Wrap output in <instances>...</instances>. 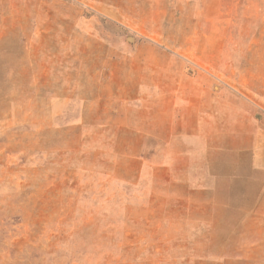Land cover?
<instances>
[{
  "label": "rangeland",
  "instance_id": "374dc122",
  "mask_svg": "<svg viewBox=\"0 0 264 264\" xmlns=\"http://www.w3.org/2000/svg\"><path fill=\"white\" fill-rule=\"evenodd\" d=\"M245 153L264 0H0V264H262Z\"/></svg>",
  "mask_w": 264,
  "mask_h": 264
},
{
  "label": "crops",
  "instance_id": "0c3cea01",
  "mask_svg": "<svg viewBox=\"0 0 264 264\" xmlns=\"http://www.w3.org/2000/svg\"><path fill=\"white\" fill-rule=\"evenodd\" d=\"M245 154L248 155L247 153ZM258 155L259 154H256L255 157L248 155L251 160V166H249L251 168L248 169L249 173L243 176V179L245 180L255 179L254 184L256 186L251 190L249 188L253 183H246L244 190H241L246 196H241L239 199V204L235 206L230 205L231 207L240 208V214L238 217L239 220H237L239 224L238 250L240 253V258L249 260L250 262L252 260H264V206L262 208L261 203L257 202L258 196L264 194V180H258L259 174L253 176L256 172H263L264 174V158L262 162L261 160L255 161ZM218 186L219 183L217 181V186H215L216 192ZM253 200L255 201L253 202ZM220 235L221 233L218 235V237L222 239ZM252 251H255V254H252Z\"/></svg>",
  "mask_w": 264,
  "mask_h": 264
},
{
  "label": "bare ground",
  "instance_id": "6f19581e",
  "mask_svg": "<svg viewBox=\"0 0 264 264\" xmlns=\"http://www.w3.org/2000/svg\"><path fill=\"white\" fill-rule=\"evenodd\" d=\"M257 161H260V160H257ZM257 163V162H256Z\"/></svg>",
  "mask_w": 264,
  "mask_h": 264
}]
</instances>
